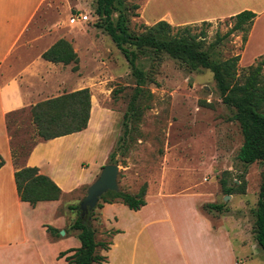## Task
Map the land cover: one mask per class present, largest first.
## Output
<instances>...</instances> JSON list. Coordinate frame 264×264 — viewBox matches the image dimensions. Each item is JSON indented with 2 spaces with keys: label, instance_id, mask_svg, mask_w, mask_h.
Masks as SVG:
<instances>
[{
  "label": "rangeland",
  "instance_id": "1",
  "mask_svg": "<svg viewBox=\"0 0 264 264\" xmlns=\"http://www.w3.org/2000/svg\"><path fill=\"white\" fill-rule=\"evenodd\" d=\"M120 1L119 7L128 14L130 32L144 33L146 25L131 10L139 0ZM96 5L97 0H45L31 28L43 39L30 49L31 53L38 52L49 40L69 42L78 59L60 66L66 71L63 84L86 83L90 90L95 130L51 142L54 152L63 155L65 166L69 163L71 173L78 177L80 166L75 161L84 159L82 166L87 169L80 177L83 178L107 158L112 146L113 161L104 160L93 181L103 165L114 163L119 166L118 190L136 194L146 186V204L140 211L121 202H114L104 211V203L102 208L93 209L91 218H86L95 230L96 241H111L108 252L98 248L107 255V261L96 264H118L121 259L123 264H181L179 249L185 245L186 233L192 236L197 232V211L214 226L226 227L238 264H264V250L254 236L264 161L246 165L237 158L243 141L241 128L232 118L235 109L222 101L213 73L206 68L191 70L165 52L137 50V63L145 79L131 114L129 102L136 79L122 52L99 26L103 17L96 15ZM79 12L88 14V20L70 23L72 14ZM145 18L151 21L148 10ZM234 23V19L225 18L189 24L188 29L202 42L201 49H208L211 59L219 62L239 53L248 32L243 29L226 34ZM182 28L183 25L173 26L171 33ZM259 57H252L250 52L243 55L236 66L239 82L248 74V65H255ZM65 90L64 86L57 87L52 78L33 102L56 97ZM30 104L7 118L13 147H22L19 157L39 140ZM125 112L129 114L126 137L122 136ZM22 163L21 160L19 164ZM1 177L7 195L0 199V245L5 243L0 246V264H68L65 256L58 258L59 252L80 244L78 231L70 227L80 214L68 205L79 204L93 181L62 194L54 202L32 207L18 205L15 194L9 192L8 168ZM222 178L227 187L233 188L231 194L222 188ZM208 203L223 205V209L205 207ZM47 225L64 233L54 237ZM111 228L123 232L110 234ZM25 240L28 245L23 243ZM191 240L192 237L190 243ZM224 250L221 247L219 264H231ZM203 251L205 255L204 246Z\"/></svg>",
  "mask_w": 264,
  "mask_h": 264
},
{
  "label": "trees",
  "instance_id": "2",
  "mask_svg": "<svg viewBox=\"0 0 264 264\" xmlns=\"http://www.w3.org/2000/svg\"><path fill=\"white\" fill-rule=\"evenodd\" d=\"M120 0H97L95 13L103 17L100 27L111 37L116 47L122 52L128 62L132 74L135 76L136 86L129 102V110L133 113L135 101L142 92L145 74L139 67L137 50L151 49L154 53L165 52L171 58L177 59L188 66L191 70L198 68L209 69L220 90L222 101L235 109L233 119L237 120L243 141L238 150L237 158L244 164H252L257 161H264V55L260 56L255 65L247 67L248 74L242 82L238 81L236 66L239 62V54L233 55L223 61H213L208 49H201L202 42L197 35L191 34L188 25L171 33L173 26L164 20L153 25H146V30L141 34L130 32L128 26V14L119 6ZM138 3L131 6L132 15L137 16ZM116 13V18L113 14ZM255 13L244 10L230 18L235 20L233 27L226 33L230 34L235 30H249ZM246 40V37H243ZM42 58L53 63L68 64L76 62L77 54L72 45L64 39L57 40L49 49L41 54ZM117 90H114L116 92ZM88 87L72 92L63 93L56 97L48 98L37 102L31 107V115L37 135L43 140L53 139L79 132L87 127L91 99ZM128 112L123 115V135H128ZM114 152L109 154L112 162ZM4 161L0 156V167ZM228 172V171H225ZM222 188L227 194H231L233 188L227 187L225 178L221 180ZM14 182L17 194L21 201L35 206L42 201H56L63 191L47 175L40 173L37 166H26L14 171ZM146 186L143 185L139 192L131 194L122 190H109L104 193L97 203V208H102L104 203L121 202L131 210H139L146 204ZM205 207L222 211L223 205L208 203ZM70 210L78 211L79 204L68 205ZM93 210L81 214L73 221L71 228L77 230L78 247L61 251L58 258L65 256L68 264H96L107 261V255L98 251L109 250L111 241H96L95 230L89 221ZM255 239L257 244L264 250V180L260 186L255 210ZM47 231L54 237L60 235V230L46 226ZM118 232L113 230L110 234ZM72 254L66 255L67 252Z\"/></svg>",
  "mask_w": 264,
  "mask_h": 264
},
{
  "label": "crops",
  "instance_id": "3",
  "mask_svg": "<svg viewBox=\"0 0 264 264\" xmlns=\"http://www.w3.org/2000/svg\"><path fill=\"white\" fill-rule=\"evenodd\" d=\"M44 2L45 0H0V156L4 161L0 167V199L7 195L1 174L8 168L11 184L9 192L15 194L18 205L28 203L21 201L17 194L14 182V171L16 169L37 166L39 172L49 176L64 194L81 184H90L96 171L100 169V164L109 158V154L112 152L110 151L111 146L107 158L98 163L96 169L89 172V175H83V178L80 177L87 169V167L82 166L84 159L79 158L75 161L80 166L78 178L73 172L71 173L69 163L65 166L61 158L63 155L54 152L55 147L51 142L63 140L71 135L83 134L91 129L92 131L95 130L94 127L90 128V121H88L84 130L72 134L49 140H43L37 135L39 140L33 143L22 157H19L21 145L19 148L13 147V138L7 123L8 116L24 108L27 103H31L32 106L35 105L37 102H33L34 98L42 94L40 90L42 87H48L52 78L57 83V87H60V85L66 87V90L60 94L86 87V83L68 86L67 81L63 84V76L66 71L60 66H64V64L53 63L42 58L41 54L56 41L49 40L38 52L31 53V47L35 46L37 40L43 39L37 37L31 31V28L35 16ZM138 4V17L145 25H153L160 20H164L172 26H184L230 18L244 10L251 11L255 13V17L246 34V40L243 42L239 53H237L240 57L239 63L243 55L248 52L252 54V57H259L264 54V0H139ZM147 10L151 21L144 20ZM71 42L73 43V41ZM73 50L75 52V49ZM41 66H44L43 69ZM21 160L23 163L19 164ZM62 164L64 168H62ZM113 204L114 202L106 203L104 211L106 207ZM194 219L197 221L194 226L197 232L193 233L192 236L190 233H186L187 240H183L185 245L179 249L182 257L181 264H219V258H221L220 255L223 251H221V247L225 249L226 257L232 259L231 262L228 259L229 263L238 264L229 231L226 227L223 225L214 226L199 211L195 214ZM110 230L123 232L119 228H111ZM194 237L195 241L193 240ZM8 243L10 244V242ZM23 243L28 245L27 240ZM4 245L5 243L0 246ZM203 246L207 250L205 255L203 254ZM118 264H123V260L121 259ZM132 264H134V261H132Z\"/></svg>",
  "mask_w": 264,
  "mask_h": 264
},
{
  "label": "water",
  "instance_id": "4",
  "mask_svg": "<svg viewBox=\"0 0 264 264\" xmlns=\"http://www.w3.org/2000/svg\"><path fill=\"white\" fill-rule=\"evenodd\" d=\"M119 172V166L114 163H108L102 166L98 177L88 186L87 192L84 198L79 203V209L81 216L86 215L92 211L100 197L109 190H118L117 176ZM64 233V230H60V235Z\"/></svg>",
  "mask_w": 264,
  "mask_h": 264
},
{
  "label": "built area",
  "instance_id": "5",
  "mask_svg": "<svg viewBox=\"0 0 264 264\" xmlns=\"http://www.w3.org/2000/svg\"><path fill=\"white\" fill-rule=\"evenodd\" d=\"M89 18L88 14H84V13H75V14H72V16L70 17L69 21L70 23H75V22H84V21H87Z\"/></svg>",
  "mask_w": 264,
  "mask_h": 264
},
{
  "label": "bare ground",
  "instance_id": "6",
  "mask_svg": "<svg viewBox=\"0 0 264 264\" xmlns=\"http://www.w3.org/2000/svg\"><path fill=\"white\" fill-rule=\"evenodd\" d=\"M91 118H92V119H91ZM93 119H94V114H93V111L91 110V116H90L89 121H90L92 127L94 126V125H93Z\"/></svg>",
  "mask_w": 264,
  "mask_h": 264
}]
</instances>
